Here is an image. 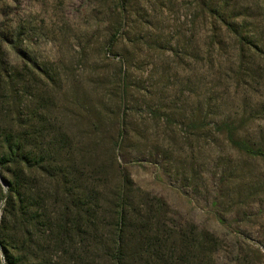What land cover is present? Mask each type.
Returning <instances> with one entry per match:
<instances>
[{
  "label": "rangeland",
  "instance_id": "1",
  "mask_svg": "<svg viewBox=\"0 0 264 264\" xmlns=\"http://www.w3.org/2000/svg\"><path fill=\"white\" fill-rule=\"evenodd\" d=\"M230 131L264 151V0H0V158L31 160L0 227L9 182L45 215L16 259L115 264L121 229L124 264H264V155Z\"/></svg>",
  "mask_w": 264,
  "mask_h": 264
},
{
  "label": "trees",
  "instance_id": "2",
  "mask_svg": "<svg viewBox=\"0 0 264 264\" xmlns=\"http://www.w3.org/2000/svg\"><path fill=\"white\" fill-rule=\"evenodd\" d=\"M228 137L230 139L229 141L237 149L253 156L264 155L263 150L255 149L247 143L236 139L231 131ZM4 146L6 148V153L0 158V168L3 171L7 170L10 166L20 168L21 173L18 174L19 178H16V180L19 182V180L21 181L24 179L26 185L27 179L29 178V168L31 169V160L27 155L26 149L23 148L19 142L14 140L13 135L6 138ZM126 181L127 179L123 182L125 183ZM25 189V187L21 189V187L15 186L13 182H9V195L6 200V207L2 215L0 227V246L4 251L6 264H30L28 259H16L13 251H17L18 248L16 249L15 245L29 250L32 248V240L34 237H37L41 243H44L46 232L43 222L45 221V215L39 213V209L41 208H37V204L34 201L35 199H31V196L28 194L29 192L25 194L20 193V191L25 192ZM121 191H123V185ZM38 201L41 204V202H43V197L38 198ZM32 202L35 204L32 205ZM126 220V214L121 207L118 212L117 224H119L120 227L125 226ZM58 229L59 227L56 224V231ZM121 233L122 231L119 229V236L116 240L113 253L115 264H124V247L121 241ZM37 247L41 250L42 245ZM36 263L41 264L39 262Z\"/></svg>",
  "mask_w": 264,
  "mask_h": 264
},
{
  "label": "water",
  "instance_id": "3",
  "mask_svg": "<svg viewBox=\"0 0 264 264\" xmlns=\"http://www.w3.org/2000/svg\"><path fill=\"white\" fill-rule=\"evenodd\" d=\"M2 182H3V180H2ZM7 200V196L5 197V200H4V202Z\"/></svg>",
  "mask_w": 264,
  "mask_h": 264
}]
</instances>
